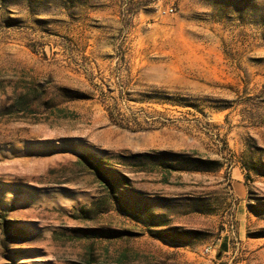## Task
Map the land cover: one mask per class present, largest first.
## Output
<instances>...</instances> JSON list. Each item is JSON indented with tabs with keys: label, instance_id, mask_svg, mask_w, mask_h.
I'll return each mask as SVG.
<instances>
[{
	"label": "rangeland",
	"instance_id": "374dc122",
	"mask_svg": "<svg viewBox=\"0 0 264 264\" xmlns=\"http://www.w3.org/2000/svg\"><path fill=\"white\" fill-rule=\"evenodd\" d=\"M0 264H264V0H0Z\"/></svg>",
	"mask_w": 264,
	"mask_h": 264
}]
</instances>
